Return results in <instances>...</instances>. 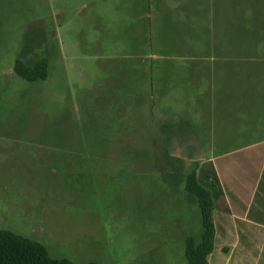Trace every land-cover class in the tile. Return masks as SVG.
<instances>
[{
    "label": "rangeland",
    "instance_id": "rangeland-1",
    "mask_svg": "<svg viewBox=\"0 0 264 264\" xmlns=\"http://www.w3.org/2000/svg\"><path fill=\"white\" fill-rule=\"evenodd\" d=\"M263 140L264 0H0V230L52 258L187 264L185 174Z\"/></svg>",
    "mask_w": 264,
    "mask_h": 264
},
{
    "label": "trees",
    "instance_id": "trees-1",
    "mask_svg": "<svg viewBox=\"0 0 264 264\" xmlns=\"http://www.w3.org/2000/svg\"><path fill=\"white\" fill-rule=\"evenodd\" d=\"M14 71L28 83L45 81L48 61L41 59L33 66L17 59ZM264 163V143L232 153L214 161L196 164L184 179V191L196 201L200 213L202 234L199 241L188 239L185 247L187 264H209L208 258L220 234V221L229 215L219 211L224 192L232 198L234 192L250 189ZM264 177V169L261 180ZM226 233V231H225ZM0 264H74L67 259L52 258L47 248L36 241L0 230ZM88 264H97L94 262Z\"/></svg>",
    "mask_w": 264,
    "mask_h": 264
},
{
    "label": "crops",
    "instance_id": "crops-1",
    "mask_svg": "<svg viewBox=\"0 0 264 264\" xmlns=\"http://www.w3.org/2000/svg\"><path fill=\"white\" fill-rule=\"evenodd\" d=\"M254 143L239 150L263 144ZM218 155L210 161L228 156L232 153ZM209 161V160H207ZM264 163L257 173L250 189L234 192L229 198L224 192V200L219 204V211L229 215V220L220 221V234L209 264H264V177L261 180ZM226 231V233H225Z\"/></svg>",
    "mask_w": 264,
    "mask_h": 264
}]
</instances>
